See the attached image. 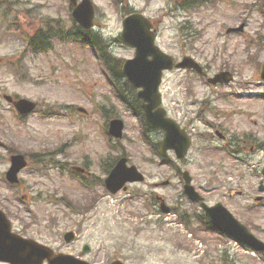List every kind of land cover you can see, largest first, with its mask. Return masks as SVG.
<instances>
[{"label":"rangeland","instance_id":"374dc122","mask_svg":"<svg viewBox=\"0 0 264 264\" xmlns=\"http://www.w3.org/2000/svg\"><path fill=\"white\" fill-rule=\"evenodd\" d=\"M92 1V31L108 42L96 38L99 52L117 61L133 55V49L120 42L119 33L127 10H136L149 17L157 45L176 61L189 57L206 73L205 78L230 72L232 80L209 85L184 68L163 73V105L182 122L192 117L193 140L185 158L178 160L170 152L175 165L160 164V157L141 138L138 119L114 97L91 48L58 39L81 32L71 17L69 0H0V208L13 228L92 264L114 260L225 264L222 248L227 245L197 222L202 211L183 195L176 170H188L207 202L221 201L264 241V206L258 203L264 201V192L258 191L264 167V99L259 97L264 92V81L259 79L264 61V0ZM241 24L243 30L233 32ZM37 33L53 46L31 52ZM26 35L32 38L30 47ZM116 77L123 91L127 86L122 76ZM4 93L34 100L42 112L19 119ZM179 105L185 114L179 112ZM79 106L85 112L78 111ZM44 109L61 112L46 116ZM111 117L124 121L121 138L109 137L102 129ZM201 121L213 127L208 129ZM147 133L155 142L162 137L159 130ZM223 143L242 151L244 162L221 150ZM13 151L26 154L29 165L11 187L4 172ZM34 153L40 154L30 158ZM122 154L145 175V182L111 193L100 182ZM56 162L63 165L52 166ZM72 166L84 169L82 180L69 175L67 168ZM164 180L169 183L154 186ZM151 193L165 198L169 215L156 213L158 205L147 200ZM258 194L263 195L261 201L255 200ZM173 211L189 224L177 223ZM69 229L76 231L77 238L67 244L61 235ZM84 243H89V252H81ZM228 244L233 246L236 264H262Z\"/></svg>","mask_w":264,"mask_h":264},{"label":"water","instance_id":"95a60500","mask_svg":"<svg viewBox=\"0 0 264 264\" xmlns=\"http://www.w3.org/2000/svg\"><path fill=\"white\" fill-rule=\"evenodd\" d=\"M74 16L88 26L91 22L92 8L88 0L81 2L73 12ZM150 23L142 15L134 13L126 17L123 21V31L121 39L128 45L136 47V56L133 59H128L123 64V72L136 85L143 87L139 91V95L143 97L146 103L143 104L147 122L152 127H163L166 130V135L163 141L162 150L167 148H174L179 157L183 156L189 144V138L185 132L178 128L177 124L171 119L165 117L163 108L158 107L160 103V93L158 92V85L160 83L161 71L164 68L172 67V58L159 50L154 45V33L149 31ZM152 58L149 59L148 56ZM177 66L195 67L199 66L190 58H184ZM264 72V64L262 67ZM264 76V74H263ZM215 80V79H213ZM10 99V98H8ZM21 111H28L34 107V103L27 99H20L15 102ZM122 122L120 120H113L109 131L120 136ZM12 166L8 172L9 179L15 181L17 171L23 167L26 162L20 154L14 155L11 158ZM124 160L122 159L116 167L112 170L109 177L106 179L107 186L116 191L126 179H142L134 167L124 168ZM186 175V180L189 182L190 178ZM186 186H189L188 184ZM188 194L191 198L196 199V194L191 187H188ZM218 210V211H217ZM220 210V211H219ZM211 219L221 228L229 231L237 239L247 242L248 244L264 248V243L256 239L253 234L249 232L246 226L235 220L232 215L220 204L208 208ZM220 214V216L218 214ZM9 222L5 219L4 214L0 211V233L3 236L9 233ZM12 237V235H10ZM72 238L71 234L67 235V240ZM25 250L20 252V262L17 264H40L44 258L49 260V264H73L67 255L54 254L47 246H43L31 239H22ZM17 252H6V259L15 264V255ZM67 257V258H66ZM82 264H88L81 261ZM112 264H121L120 262H113Z\"/></svg>","mask_w":264,"mask_h":264},{"label":"trees","instance_id":"16d2710c","mask_svg":"<svg viewBox=\"0 0 264 264\" xmlns=\"http://www.w3.org/2000/svg\"><path fill=\"white\" fill-rule=\"evenodd\" d=\"M42 43H43V41H42ZM41 44V43H40ZM48 43H43V44H41V45H44V46H46ZM103 54V56H104V59H103V61L113 70V72L116 74V75H119V76H121V74H120V72H119V69H117V67L115 66V65H117V66H119V61H117L115 58H109V56H108V54H105V53H102ZM115 64V65H114ZM107 66V67H108ZM108 67V68H109ZM123 83L125 84V85H127V87H128V90L130 91H132V92H134L133 91V88L130 86V84L128 83V82H126L124 79H123ZM130 104H131V106L135 109V110H138V111H140L141 112V110H140V103H139V101L137 100V99H134V101H132V102H130Z\"/></svg>","mask_w":264,"mask_h":264},{"label":"flooded vegetation","instance_id":"af4514ba","mask_svg":"<svg viewBox=\"0 0 264 264\" xmlns=\"http://www.w3.org/2000/svg\"><path fill=\"white\" fill-rule=\"evenodd\" d=\"M0 264H8V263L0 260Z\"/></svg>","mask_w":264,"mask_h":264}]
</instances>
